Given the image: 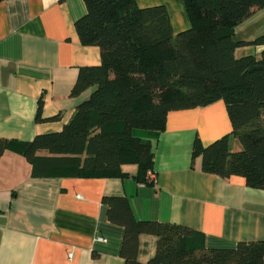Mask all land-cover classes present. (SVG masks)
<instances>
[{
	"label": "crops",
	"instance_id": "obj_1",
	"mask_svg": "<svg viewBox=\"0 0 264 264\" xmlns=\"http://www.w3.org/2000/svg\"><path fill=\"white\" fill-rule=\"evenodd\" d=\"M135 2L163 5L174 35L191 26L183 0ZM85 12L83 0L0 1V138L26 142L58 132L88 99L93 87L71 94L79 68L101 62L99 47L83 45L75 28ZM263 31L261 24L249 36L232 38L249 41ZM261 50L243 46L235 53L259 57ZM39 100L43 120H36ZM231 128L225 103L217 100L169 111L163 130L134 129L151 144L154 183L138 181L135 164H123L122 177H35L26 158L6 148L0 156V264H124V228L108 220L105 196L126 197L136 219L200 231L207 247L264 240V189L247 186L242 176L204 172L202 157L192 159L196 138L206 146ZM241 148L232 138L231 149ZM156 246L155 235L140 234L137 260L147 262Z\"/></svg>",
	"mask_w": 264,
	"mask_h": 264
},
{
	"label": "trees",
	"instance_id": "obj_2",
	"mask_svg": "<svg viewBox=\"0 0 264 264\" xmlns=\"http://www.w3.org/2000/svg\"><path fill=\"white\" fill-rule=\"evenodd\" d=\"M83 1L86 12L75 28L83 45L99 47L101 62L79 68L71 94L93 91L60 131L26 142L0 138V156L8 147L18 150L35 177H122L121 166L135 164V178L151 183V144L133 130H163L169 111L223 100L230 133L206 146L196 138L192 159L202 157L204 172L242 176L247 186L264 189V32L249 41L232 38L235 26L264 0H183L191 26L175 35L163 5ZM243 46L262 50L259 57L237 56ZM41 109L39 100L36 120H43ZM232 138L240 150L231 149ZM103 202L108 220L124 228V264H264V240L207 247L204 234L191 227L136 219L124 196ZM142 233L157 237L145 263L137 260Z\"/></svg>",
	"mask_w": 264,
	"mask_h": 264
},
{
	"label": "rangeland",
	"instance_id": "obj_3",
	"mask_svg": "<svg viewBox=\"0 0 264 264\" xmlns=\"http://www.w3.org/2000/svg\"><path fill=\"white\" fill-rule=\"evenodd\" d=\"M261 24L264 26V7L238 23L234 28L233 38L237 39L238 37L249 36Z\"/></svg>",
	"mask_w": 264,
	"mask_h": 264
},
{
	"label": "built area",
	"instance_id": "obj_4",
	"mask_svg": "<svg viewBox=\"0 0 264 264\" xmlns=\"http://www.w3.org/2000/svg\"><path fill=\"white\" fill-rule=\"evenodd\" d=\"M146 178H147V180L149 182L154 183V181H155V173L153 171H148ZM96 241L102 242L103 241V238L102 237H98L96 239ZM69 257H71V254H69Z\"/></svg>",
	"mask_w": 264,
	"mask_h": 264
}]
</instances>
